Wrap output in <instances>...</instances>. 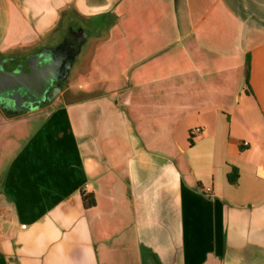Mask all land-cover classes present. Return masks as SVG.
Segmentation results:
<instances>
[{
	"label": "crops",
	"instance_id": "0c3cea01",
	"mask_svg": "<svg viewBox=\"0 0 264 264\" xmlns=\"http://www.w3.org/2000/svg\"><path fill=\"white\" fill-rule=\"evenodd\" d=\"M73 25L92 90L0 111V264H264V0H0V61Z\"/></svg>",
	"mask_w": 264,
	"mask_h": 264
},
{
	"label": "water",
	"instance_id": "95a60500",
	"mask_svg": "<svg viewBox=\"0 0 264 264\" xmlns=\"http://www.w3.org/2000/svg\"><path fill=\"white\" fill-rule=\"evenodd\" d=\"M86 40V32L77 25H73L56 45L40 47L37 52L29 55L25 60L19 59L10 68L1 61L0 103L4 105L7 100L14 101L17 108L13 111L14 113L23 112L20 107L25 102H31L32 109L40 108L47 102L53 103L63 90L58 83L68 77ZM51 85L54 89L51 97L47 98L49 93L47 88ZM40 86L41 92L38 91L35 95L38 98L36 102L35 97L30 93L32 88L38 89ZM43 92H45L44 99H41L40 93Z\"/></svg>",
	"mask_w": 264,
	"mask_h": 264
},
{
	"label": "flooded vegetation",
	"instance_id": "af4514ba",
	"mask_svg": "<svg viewBox=\"0 0 264 264\" xmlns=\"http://www.w3.org/2000/svg\"><path fill=\"white\" fill-rule=\"evenodd\" d=\"M38 49L32 51L30 54H28L27 56H25L23 58H20V59L21 60H25L29 55L34 54L35 52H37ZM18 60L19 59L16 60V59H14L12 57H7V56L2 58V61H4V63L6 64V66L8 68L14 66L15 63ZM0 63H1V61H0ZM80 71H83V68L80 66V64H78L77 62H75L74 65H73V67H72V69H71V71H70V73H69V75H68V77L65 80L60 81L58 83V85L61 86L62 89H63L62 90V93H61V95L59 97H64V98H67V99L70 97V93L68 94L69 87L72 84V80L75 78V76L77 75V73L80 72ZM40 89H41V86L38 89H37V87L36 88H32L31 89V92L32 93H30V94L35 97V95L37 94L38 91L41 92ZM53 89H54V87L52 85L49 86V88H47V92H49L48 95H47V98L51 97V92H52ZM40 94H41L40 98L41 99H44L45 92L40 93ZM35 101L38 102V98L37 97H35ZM49 104H50V102H47L44 106H47ZM31 106H32V103L31 102H25V104L20 107L23 112L14 113L13 111L17 110V108L15 107V102L14 101L7 100V101H5L4 105H2L0 103V111L6 113L9 116H17V115H20L22 113H28V112H31L33 110L39 109V108L32 109ZM44 106H42V107H44Z\"/></svg>",
	"mask_w": 264,
	"mask_h": 264
},
{
	"label": "rangeland",
	"instance_id": "374dc122",
	"mask_svg": "<svg viewBox=\"0 0 264 264\" xmlns=\"http://www.w3.org/2000/svg\"><path fill=\"white\" fill-rule=\"evenodd\" d=\"M68 28L69 27H64L62 29L63 33L61 36V40L64 38ZM106 56L107 55H105V57ZM80 59H81V53L76 57L75 62L79 63ZM84 80H85V78L80 74H78V76H75V78L72 80V82H75V83H73V85L74 84L75 85L72 88H69V92H68V94L70 93L71 99H77V96L83 95V94H81V92L83 93L85 91L92 90L93 87L87 86ZM84 85H86V86L84 87ZM106 87H107V84H103L102 88H100V89L97 88V90H103ZM71 91H74V92L77 91V92H75V95L73 94V96H71ZM61 101L62 100L60 99L59 102H61ZM30 113L26 114V116H23L22 118H18V119H4L3 116L0 114V131H2L4 133V135L6 134V136L12 134L19 127L18 124L20 121H23V120L30 121V118H31ZM41 118H42V116L39 115L37 118H34L35 120H31V121H32V123H38V122H36V120L40 121ZM25 138H26V136H24L23 138L20 137V139H17V138H15V139H16L17 143H21V141H23Z\"/></svg>",
	"mask_w": 264,
	"mask_h": 264
},
{
	"label": "trees",
	"instance_id": "16d2710c",
	"mask_svg": "<svg viewBox=\"0 0 264 264\" xmlns=\"http://www.w3.org/2000/svg\"><path fill=\"white\" fill-rule=\"evenodd\" d=\"M249 71H250V62L249 60H247V68H246V74H245V82L248 85L249 84ZM229 181L231 182H236V178L233 176L232 173H229L228 175ZM82 197H83V201L85 206L88 207H92L96 204V200L95 197L92 193H82Z\"/></svg>",
	"mask_w": 264,
	"mask_h": 264
},
{
	"label": "built area",
	"instance_id": "2783aa9c",
	"mask_svg": "<svg viewBox=\"0 0 264 264\" xmlns=\"http://www.w3.org/2000/svg\"><path fill=\"white\" fill-rule=\"evenodd\" d=\"M198 130H199V129H197V131H198ZM245 144H248V143H247V142H245ZM207 190H208V191H210L211 189H210V188H208Z\"/></svg>",
	"mask_w": 264,
	"mask_h": 264
}]
</instances>
